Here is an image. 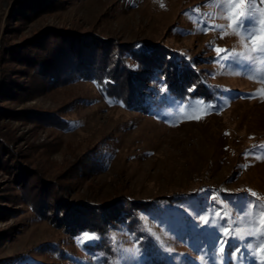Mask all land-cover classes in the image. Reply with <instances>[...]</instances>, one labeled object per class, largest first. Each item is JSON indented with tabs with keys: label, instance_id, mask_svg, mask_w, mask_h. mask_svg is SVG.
I'll return each instance as SVG.
<instances>
[{
	"label": "rangeland",
	"instance_id": "rangeland-1",
	"mask_svg": "<svg viewBox=\"0 0 264 264\" xmlns=\"http://www.w3.org/2000/svg\"><path fill=\"white\" fill-rule=\"evenodd\" d=\"M16 1L0 0V76L19 79L10 71L17 64L1 59L7 40L54 23L122 42L162 43L200 69L219 92L207 100H167L150 110L124 106L88 79L28 100L0 97V105L9 108L33 105L64 114L65 128L0 117V135L51 179L63 175L67 201L179 197L141 210L140 224L131 229L120 224L103 238L88 229L68 233L39 216L11 173L0 168V264L41 260L38 246L46 242L66 249L75 264H154L157 258L163 264H260L264 55L253 54V42L242 39L247 31L235 26L244 6L237 9L226 0H65L62 7L24 19L13 10ZM251 6L259 36L264 3L253 0ZM217 48L225 51L217 54ZM95 149L103 167L79 176L78 157Z\"/></svg>",
	"mask_w": 264,
	"mask_h": 264
},
{
	"label": "trees",
	"instance_id": "trees-1",
	"mask_svg": "<svg viewBox=\"0 0 264 264\" xmlns=\"http://www.w3.org/2000/svg\"><path fill=\"white\" fill-rule=\"evenodd\" d=\"M64 2L18 0L13 10L19 17L28 19L62 7ZM14 38L3 44L1 59L17 64L10 71H15L19 79L14 80L13 75L0 76V97L3 99L28 100L79 79L93 80L102 94L124 106L145 110L171 99L185 102L201 97L207 100L219 92L200 69L192 68L177 51L159 42H122L92 29L79 31L76 27L54 23L37 25ZM63 115L60 109L0 105V117L23 119L39 125L65 128L67 121ZM103 158L96 149L92 153L88 151L78 157L75 170L79 176L92 173L103 167ZM0 168L11 173L23 200L30 203L39 216L62 225L68 233L88 229L103 238L110 228L120 224L128 229L137 227L140 211L153 208L162 199L167 202L179 200L174 193L142 200L121 196L100 203L67 201L68 192L59 182L65 177L51 179L30 161H24L2 135ZM31 175L33 181H29ZM38 250L42 259L27 264H75L67 250L58 244H39ZM154 262L163 264L162 258Z\"/></svg>",
	"mask_w": 264,
	"mask_h": 264
},
{
	"label": "snow or ice",
	"instance_id": "snow-or-ice-1",
	"mask_svg": "<svg viewBox=\"0 0 264 264\" xmlns=\"http://www.w3.org/2000/svg\"><path fill=\"white\" fill-rule=\"evenodd\" d=\"M264 3V0H261ZM235 4L237 9L244 6V11L240 12L239 17L235 22V26L239 28L242 32L247 31V36H243L242 39L251 40L254 44V47L251 49L253 54H261L264 55V34H260L259 36L256 35L254 28L257 22V14L254 12L252 8L253 0H226V4ZM161 7L164 5L161 3ZM230 11L228 7H225V12ZM217 54L222 51L223 49L217 48ZM253 196H256V193H251ZM259 235L264 236V226H262ZM95 238V237H89ZM261 258L260 264H264V241H262L261 245ZM223 250V249H222Z\"/></svg>",
	"mask_w": 264,
	"mask_h": 264
}]
</instances>
